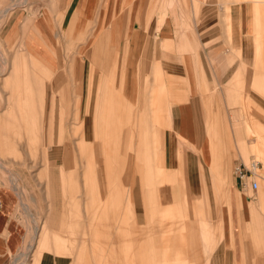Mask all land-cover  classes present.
Returning <instances> with one entry per match:
<instances>
[{
    "label": "rangeland",
    "instance_id": "obj_1",
    "mask_svg": "<svg viewBox=\"0 0 264 264\" xmlns=\"http://www.w3.org/2000/svg\"><path fill=\"white\" fill-rule=\"evenodd\" d=\"M69 1L0 0V185L16 192V216L25 231L21 249L8 264H53V256L58 264H165V258L174 264L177 258L192 259L186 248L195 245L197 231L204 252L201 264H207L222 241L230 200L239 213V199L248 196L252 219L253 206L264 215V161H255V139L246 135L243 124L252 109L258 115L255 128L264 138V0H247L253 29L246 33L254 38L244 39L250 46L245 45L243 55L231 45L237 41L235 34L242 38L236 30L237 4L242 23L246 0H209L211 5L139 0L143 7L137 14L119 11L103 22L99 14L87 17L78 7L69 8ZM235 3L231 41L224 14ZM82 21H92L85 39L80 36L86 24ZM134 23L147 30L139 31L143 41L157 33L158 25L159 35L174 41L161 55L171 58L165 70L176 74L177 97L171 96L169 85L160 94L151 70L148 89H157L154 102L150 105V93L139 101V73L125 45ZM117 25L118 32L113 30ZM101 39L95 64L88 66L83 56L91 55ZM117 55L115 84L109 75ZM104 58L107 62L102 63ZM114 88L117 104L110 102ZM189 102L204 148L201 155L173 127L178 109ZM159 123L162 136L157 134ZM168 141L172 159L166 157ZM162 154L167 170L160 176L170 182L153 183L156 155ZM239 163L254 171L257 192L248 186L241 196L234 190ZM185 168L194 173L192 208L184 196L172 195L177 186L184 195ZM161 186L165 196L160 195ZM211 208L215 210L209 216ZM192 226L197 230L189 234ZM254 226L244 224L248 231ZM40 245H45L43 250Z\"/></svg>",
    "mask_w": 264,
    "mask_h": 264
},
{
    "label": "crops",
    "instance_id": "obj_2",
    "mask_svg": "<svg viewBox=\"0 0 264 264\" xmlns=\"http://www.w3.org/2000/svg\"><path fill=\"white\" fill-rule=\"evenodd\" d=\"M120 1L122 2L120 3ZM120 1L119 0H70L69 8L78 7L80 14H83L85 16L87 15L89 16L90 14H99L100 21L103 22L105 19V16L118 14L119 11H120L119 13H122V14L135 15L143 7V3L141 4L138 3L140 2L139 0H120ZM210 1L209 0H195L196 3H200V4L208 3V5H211ZM236 4L237 3L230 6L231 10L227 8V11H225V14H224V18L228 22L227 30L229 32V39L231 41L234 37H233V31L231 28L230 12L234 11L233 7ZM237 5L239 7V10L237 12L236 30L243 34H241L242 38H240L239 33H238L239 36L237 35V37L235 34V40L237 41L232 42L231 48L234 51V53H237V55H241V54L243 55L245 52L244 50L245 45L250 46V43L245 44L246 41L244 39L249 40V39L254 38L253 34L250 35L246 33V31L253 29L251 27L252 22L250 21L253 18V16H251L250 18V14H249L250 12L248 9L249 5L246 0L244 2V6H245L244 20L242 19V23H241L240 21L241 20V5L240 3H238ZM128 6H131V11L123 12V9ZM120 8L122 9L120 10ZM74 22H75L74 25L78 23V21L76 20H74ZM82 23H86V24L84 27V31L82 30V34L80 36L82 39H85V36L86 34H88L87 32L89 31L92 25V21L88 23L86 21H82L81 24ZM110 25L111 23L107 21V26H110ZM74 28L76 29V27ZM81 29H83V27ZM150 29L152 30V27ZM113 30H116L118 32L120 28L117 25L116 27L113 28ZM129 30H130V23H129ZM140 30L147 31L145 30V28H142L138 23H134V30H132V36L130 40H128V42L125 44L126 53L129 47L128 59L131 63V66H134V64H136L135 66L137 67V71L139 73V82H140L139 101H144L145 95L147 93H150L151 95L149 97L150 99L149 101H150V105H152L154 102V97H153L154 92L157 91L158 89L161 94L165 90L166 85H169L170 87L171 96L174 98L177 97V94H175L173 91V85H174L173 83H175L174 78L176 77V74H173L172 72L173 70L172 71L170 69L165 70L166 67H170L169 59L171 58L162 57L161 55L162 49H165V48L170 49L171 47L175 46L174 41H172V39L170 38L164 39L165 37L163 38L159 35L160 25L157 26V29H156L157 33L155 35L150 34L148 39H147L148 37L147 35L144 41L140 37V34H139ZM241 39H243V41H241ZM101 41L102 39L99 40L98 44L96 41V43L92 46L91 55L83 56V58L87 59L88 66L92 67L95 64L97 48L102 47V44H100ZM105 62H107L105 58L102 59V63H105ZM117 63H118V55L115 57V60L113 62V66L111 69V73L109 75V77L114 80L115 84L117 83L116 74L119 68V67L117 68ZM262 67L264 68V65H262ZM151 70L155 74V79H156L155 86L157 89L155 88V90H152L150 88L151 90L149 92L148 86L150 82L147 76ZM101 72H103V69H101ZM166 76H167V80L165 82L166 84L161 83V80L165 79ZM121 77H122V72L120 74V79H119V84H118L119 88H120V84L122 80ZM112 94L114 95H111L110 102L117 104L119 100L118 89H115ZM127 100L130 101V98L127 97ZM127 100L125 99V101ZM172 104L173 106L177 105L176 101H173ZM192 106L193 105L189 102L188 106L184 104V106H181L180 110L178 109L179 111L178 122L177 124H175L176 123V120H175V123H173V127L177 128L176 130H177L178 135L182 134L188 139L189 142H191L192 144H195L197 153L201 155L204 153V148L202 147L201 141L199 140V138L196 137L197 135H196V130H195V124L193 123V118L191 114L192 109H193ZM153 111L157 115L158 110L154 109ZM249 113L251 117H246L245 115L243 116V124L245 125L244 131L246 135L253 137L255 139V141L251 145V152L253 154V157L255 158V161H264V138L262 137L260 130L255 128V124L253 122L257 120L258 115L255 114L252 109H249ZM116 114H117L116 108H113V119L116 116ZM158 125H159V128H156L157 134L162 136L163 135L162 134L163 128H161L162 124L159 123ZM259 125L262 126V124L260 123ZM237 132L239 133V131ZM147 133L149 132H146L145 134ZM241 133L243 134V132ZM241 133H239V136H241ZM172 137L174 139L175 136L173 135ZM112 140L115 141L114 138ZM161 148H162L161 145L157 146V149L159 151ZM171 148H172L171 141L170 142L168 141L166 143V157L167 158L168 157L171 158V156L169 155V152H171ZM176 151H177V154H176L177 156L179 157L182 156L180 148H177ZM56 154H58L57 150H56ZM176 155L175 153L174 154L172 153L173 159L176 157ZM191 155L190 154L187 155L188 156L187 163H188V167H190L191 170L193 171L192 165L189 164ZM148 158H150L149 154H148ZM156 158L158 160L156 163L157 172L155 173V178L151 179V182L155 183L157 181L159 182V184L170 182V178H166V177L162 178L160 176L161 174L165 175L166 170H167L166 169L167 163L164 160L165 158L164 155L163 154L156 155ZM195 160H196V166H195L196 170L195 171H196V174H198V165H199L198 158L195 157ZM177 166H179V164H177ZM192 171L190 172V174H188L187 172H189V170L188 169L186 170V168L184 170L183 181H182L183 186H184L182 188L184 189V195H183V191L181 194V191H180L181 188H179L178 186L175 187L176 190L173 191L172 193L174 197L178 196L179 194L181 197L184 196L186 203L189 206H191V208H192V197H193L192 191H196V189L192 188L193 179L191 175L194 174ZM175 182L177 183L178 179H176ZM198 183L200 182L198 181ZM194 184H196L198 188V184L196 182H194ZM234 190L238 191L241 196L242 195L246 196L243 189H241L240 186L238 185L236 178H235V189ZM257 190L258 188L256 190H250V191L257 192ZM160 195L161 196L166 195V190L165 188H162V186L160 188ZM247 197L248 196H246L245 199H242V200L239 199V202L237 201L238 202L237 205L239 204L240 206L239 213L236 212V210L234 209L235 206L232 204V200H230V206H228L230 209H227V211L225 212L226 214L223 215V225L224 226H223L222 241H220L216 245L218 248L211 254V257L209 256L210 258L207 264H264V215H261V214L259 215L258 213H255V209L253 206L254 212H253V219H252L249 203L253 200H250ZM262 201L264 202V199H262ZM17 202H18V197H17L16 192L9 187L0 185V264H8V260L11 258V256L19 252V250L21 249L24 243V236H25L24 227L20 223L18 217L16 216ZM255 202L258 203V201L256 200ZM212 204H213V198H211V206ZM214 210L215 209L213 208L210 209L209 216H211L214 213ZM63 216L66 217L65 212H63ZM245 223H249V224L254 223L255 226L253 229L248 231L244 228ZM259 223H263V226L261 227ZM220 227H221V223H220ZM256 227L258 228L256 229ZM63 229L64 227L60 225L59 230H63ZM191 229H192V233H189V234H193L194 229L195 231L197 230V226L196 227L192 226ZM210 231L211 233H213L211 228H210ZM197 233L195 232V236H194L195 242L193 240L195 245L187 246L186 248V254L188 255V257L192 259H188L187 257H185L184 259L177 258L176 260H174L175 261L174 264H201V261L204 259L203 258L204 252H203V247L200 248V246L198 245ZM189 238H191V235L189 236ZM45 243H46V240H45ZM40 247L43 250L45 245L44 246L40 245ZM224 250L226 251L225 255L228 256L227 259L223 258ZM52 259H53V264H58L56 263V258L54 256L52 257ZM164 263L169 264L166 258L164 260Z\"/></svg>",
    "mask_w": 264,
    "mask_h": 264
},
{
    "label": "built area",
    "instance_id": "obj_3",
    "mask_svg": "<svg viewBox=\"0 0 264 264\" xmlns=\"http://www.w3.org/2000/svg\"><path fill=\"white\" fill-rule=\"evenodd\" d=\"M234 172L236 173V177L239 180L241 189H245L247 186H249L251 190H256L258 188L257 181L250 179L251 175H254V171H252V169L246 168L245 165L241 163L235 167Z\"/></svg>",
    "mask_w": 264,
    "mask_h": 264
},
{
    "label": "bare ground",
    "instance_id": "obj_4",
    "mask_svg": "<svg viewBox=\"0 0 264 264\" xmlns=\"http://www.w3.org/2000/svg\"><path fill=\"white\" fill-rule=\"evenodd\" d=\"M239 164H241V163H239ZM243 164H244V163H243ZM255 164H256V166H257V163H255ZM255 164H254V165H255ZM244 165H245V164H244ZM245 167L248 168L246 165H245ZM256 168H257V167H256ZM234 174H235V176H236V173H235V172H234ZM254 174H255V173H254ZM253 176H254V175H251V178H250V179H253ZM247 187H248V186H247ZM243 189H244V188H243Z\"/></svg>",
    "mask_w": 264,
    "mask_h": 264
}]
</instances>
